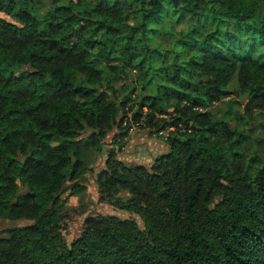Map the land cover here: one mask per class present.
I'll list each match as a JSON object with an SVG mask.
<instances>
[{"label":"trees","instance_id":"1","mask_svg":"<svg viewBox=\"0 0 264 264\" xmlns=\"http://www.w3.org/2000/svg\"><path fill=\"white\" fill-rule=\"evenodd\" d=\"M1 14L0 220L32 223L1 233L0 264H264V159L230 128L239 102L211 114L237 90L244 114L264 112V0H0ZM133 124L168 131L169 152L148 167L112 151L97 185L144 230L98 215L68 244L79 214L61 192L84 170L53 140Z\"/></svg>","mask_w":264,"mask_h":264},{"label":"rangeland","instance_id":"2","mask_svg":"<svg viewBox=\"0 0 264 264\" xmlns=\"http://www.w3.org/2000/svg\"><path fill=\"white\" fill-rule=\"evenodd\" d=\"M0 16L4 17L2 14ZM133 75L136 78L137 73H133ZM233 92L235 93L230 98L214 106L211 109V114L215 119L224 118L231 107L229 102H232L231 100L239 102L233 107L230 128L232 132L242 131L246 134L247 140L242 149L247 158L255 156L259 160L264 159V112L251 111L244 114V105H246L247 99L240 94L239 90ZM131 116L129 113V119ZM125 126L126 124L123 125V127ZM91 134V131H86L78 139L71 142L58 139L52 142V146L56 148L77 147L82 160L81 168L84 170L82 178L68 182L61 192L65 204L64 212L76 210L79 214L78 217L72 219L63 232L68 244H71L81 234L88 218L98 215L133 219L138 223L139 228L144 230L143 219L137 214L128 211L117 202H100L97 177L112 151L116 153L119 160L125 163H137L148 167L152 165L156 157L169 152V144L163 136L157 134L155 129L145 128L137 124L132 125L125 138L122 136V131L116 128L108 131L104 137L98 140L97 144H94L95 142L90 137ZM166 135L169 136L168 131H166ZM119 197L126 200L129 195L123 191ZM31 223V221L26 220H0V235L9 228L22 227Z\"/></svg>","mask_w":264,"mask_h":264},{"label":"built area","instance_id":"3","mask_svg":"<svg viewBox=\"0 0 264 264\" xmlns=\"http://www.w3.org/2000/svg\"><path fill=\"white\" fill-rule=\"evenodd\" d=\"M188 132H191V131H188ZM159 135L163 136L165 140H167V138H168L167 135H166V131L160 132Z\"/></svg>","mask_w":264,"mask_h":264}]
</instances>
